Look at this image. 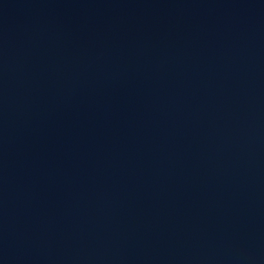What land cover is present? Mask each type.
<instances>
[{
  "label": "water",
  "instance_id": "95a60500",
  "mask_svg": "<svg viewBox=\"0 0 264 264\" xmlns=\"http://www.w3.org/2000/svg\"><path fill=\"white\" fill-rule=\"evenodd\" d=\"M0 264H264V0H0Z\"/></svg>",
  "mask_w": 264,
  "mask_h": 264
}]
</instances>
